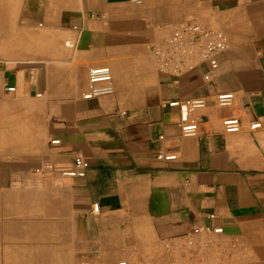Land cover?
Segmentation results:
<instances>
[{
  "label": "crops",
  "instance_id": "0c3cea01",
  "mask_svg": "<svg viewBox=\"0 0 264 264\" xmlns=\"http://www.w3.org/2000/svg\"><path fill=\"white\" fill-rule=\"evenodd\" d=\"M3 1L0 264H117L205 225L264 264V0ZM189 19L228 47L216 68L160 72L150 46ZM97 65L113 90L85 99ZM186 98L206 101L194 135L164 105ZM229 116L239 131L224 130ZM76 156L84 176L65 173Z\"/></svg>",
  "mask_w": 264,
  "mask_h": 264
},
{
  "label": "built area",
  "instance_id": "2783aa9c",
  "mask_svg": "<svg viewBox=\"0 0 264 264\" xmlns=\"http://www.w3.org/2000/svg\"><path fill=\"white\" fill-rule=\"evenodd\" d=\"M140 2L141 0H134ZM228 47L226 34L217 28L206 25L198 19H189L178 24L164 38L156 41L150 46L155 57L157 68L160 72L180 76L183 73L197 68L202 63H207L210 68H216L218 60L216 54ZM205 79H209V73L204 74ZM14 90V87H8ZM113 90L112 70L108 65L90 66L88 69L87 87L82 96L85 99L111 93ZM234 97L233 92H221L216 95V101L224 106L231 103ZM164 105L175 107L179 111L178 125L182 134L194 135L199 128V117L196 111L206 105L204 98L170 99ZM226 132H237L241 129V121L238 117L229 116L222 120ZM261 126L259 120L250 124L254 129ZM60 140L54 138L51 143H59ZM176 154L163 155V159L175 158ZM46 167H52L46 164ZM88 161L81 156L75 157V168L65 172L70 176H84L88 168ZM38 171L40 169H37ZM93 210L99 211V203H93ZM213 217V215H211ZM223 233L221 226L212 227L205 225L194 227L185 239H167L162 242L166 251H170L178 244L193 245L204 238V235L214 234L220 236ZM231 246L237 247V241H231ZM81 264H90L88 261ZM117 264H134L133 256L125 255L118 260Z\"/></svg>",
  "mask_w": 264,
  "mask_h": 264
},
{
  "label": "rangeland",
  "instance_id": "374dc122",
  "mask_svg": "<svg viewBox=\"0 0 264 264\" xmlns=\"http://www.w3.org/2000/svg\"><path fill=\"white\" fill-rule=\"evenodd\" d=\"M3 2L0 0V18L4 16ZM3 47L1 43L0 58ZM144 251L139 249L132 254L134 264H243L236 254L238 247L231 246L230 241L222 235H204L193 245L178 244L170 251H166L162 245L150 248L148 254Z\"/></svg>",
  "mask_w": 264,
  "mask_h": 264
}]
</instances>
